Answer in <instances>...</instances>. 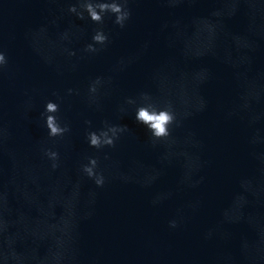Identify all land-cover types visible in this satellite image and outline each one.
Returning <instances> with one entry per match:
<instances>
[{
	"label": "water",
	"instance_id": "1",
	"mask_svg": "<svg viewBox=\"0 0 264 264\" xmlns=\"http://www.w3.org/2000/svg\"><path fill=\"white\" fill-rule=\"evenodd\" d=\"M6 1L124 264H264V0H128L123 28L80 0ZM147 103L174 113L168 137L136 121ZM106 125L128 130L90 146Z\"/></svg>",
	"mask_w": 264,
	"mask_h": 264
},
{
	"label": "clouds",
	"instance_id": "2",
	"mask_svg": "<svg viewBox=\"0 0 264 264\" xmlns=\"http://www.w3.org/2000/svg\"><path fill=\"white\" fill-rule=\"evenodd\" d=\"M128 0H80V8L83 11H78L76 5H70L68 11L75 13L79 19H84V12L88 14V17L97 24H103L105 14H111L114 16V23L120 28L125 27L126 21L129 20L131 16V11L128 8ZM92 40L95 44L103 45L107 42L108 36L103 32L102 29H97L92 36ZM86 51L96 52L98 49L93 43L86 45ZM75 53L70 52L69 55H74ZM7 64V58L3 51H0V69H2ZM99 78L90 85L89 91L95 92V85L98 84ZM69 92L72 89H68ZM145 100L148 99L146 94H142ZM129 104L135 101L131 98L127 101ZM59 111V105L52 101H47L45 104V125L48 129L49 137L63 136L66 132L70 131L68 124H63L59 122L58 118L53 115ZM135 119L138 123L143 124L150 131L151 136L155 139L165 138L169 136V125L175 121V115L169 108H163L157 110V108L151 104L147 103L143 106L137 107L135 111ZM85 123L90 124V121H85ZM128 127L126 125H106L105 128L97 131H89L87 133V140L90 146L97 149L107 146H114L115 139L118 138L117 134L120 132L127 131ZM45 155L53 160L52 167L56 168L57 164L55 161L58 159V153L50 149L44 150ZM97 165V160L94 157H89L88 164L82 166V170L87 176L94 178L97 186H103L104 178L101 174L94 171ZM172 226H175V222H170Z\"/></svg>",
	"mask_w": 264,
	"mask_h": 264
}]
</instances>
